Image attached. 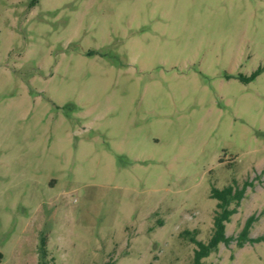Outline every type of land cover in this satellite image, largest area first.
Wrapping results in <instances>:
<instances>
[{
  "label": "rangeland",
  "instance_id": "1",
  "mask_svg": "<svg viewBox=\"0 0 264 264\" xmlns=\"http://www.w3.org/2000/svg\"><path fill=\"white\" fill-rule=\"evenodd\" d=\"M234 180L202 264H264V0H0V264H191Z\"/></svg>",
  "mask_w": 264,
  "mask_h": 264
},
{
  "label": "trees",
  "instance_id": "2",
  "mask_svg": "<svg viewBox=\"0 0 264 264\" xmlns=\"http://www.w3.org/2000/svg\"><path fill=\"white\" fill-rule=\"evenodd\" d=\"M249 183L245 182L238 187L236 181L222 189L212 188L210 196L216 199V208L213 214L212 230L207 242H202L196 238V230L184 231L188 240L195 245L191 264H202V259L207 257L211 252L215 251L220 243L228 245L232 237L225 233V224L229 222L230 217L237 211L241 199L244 196L245 188ZM233 205V206H231ZM253 216H249L238 235L237 245L242 247L246 242L253 243L264 240V236L249 238L248 232L252 224ZM44 242L42 241V245ZM2 254L0 253V260Z\"/></svg>",
  "mask_w": 264,
  "mask_h": 264
}]
</instances>
